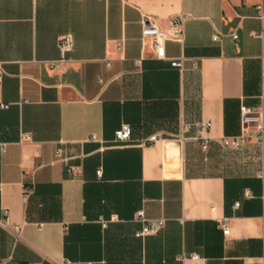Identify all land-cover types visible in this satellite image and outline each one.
<instances>
[{"label":"crops","instance_id":"1","mask_svg":"<svg viewBox=\"0 0 264 264\" xmlns=\"http://www.w3.org/2000/svg\"><path fill=\"white\" fill-rule=\"evenodd\" d=\"M258 2L0 0V264H264V141L222 143L243 105L264 123ZM180 15L157 57L144 23ZM139 210L164 225L138 236Z\"/></svg>","mask_w":264,"mask_h":264},{"label":"built area","instance_id":"2","mask_svg":"<svg viewBox=\"0 0 264 264\" xmlns=\"http://www.w3.org/2000/svg\"><path fill=\"white\" fill-rule=\"evenodd\" d=\"M258 17H264V0H259L256 4ZM186 18V15H180L174 17L171 20V25L169 29L160 27L157 23L146 21L142 28V34L145 38H148L151 46L156 52L157 57H165V40L166 39H176L182 40L184 31L182 27V21ZM235 40L238 39V33L235 31L232 33ZM221 32L217 31L214 33L213 38L215 40L220 39ZM72 46V36L71 34L63 35L60 39V48L62 51H67ZM120 46V43H119ZM65 59L52 60L49 62L51 67L62 65L65 67ZM183 57L171 59V64L174 66H182ZM5 73L2 65H0V79ZM262 114L256 108H251L246 105L241 107V118L246 124L252 122L253 126L251 128H245L242 133L234 135L231 137H223L222 143L225 146H233L235 148H241L254 141L256 143H262L264 141V123L262 121ZM210 121H206L202 124V129L200 131V138L202 139V146L206 148L208 145L209 137L203 135V130L210 126ZM248 127V126H247ZM91 140H98L95 134L90 135ZM150 140L156 139V135L149 138ZM116 143H128L132 140L131 127L128 123L123 122L121 126L115 131V137L113 139ZM56 156L58 159L64 162L66 170L68 173L74 175L79 174V165L72 162V155L66 152V147L64 144H60L56 149ZM25 191H30L28 186L25 187ZM135 220L141 222V227L137 231L138 236L150 235L158 232V230L164 225L165 218H148L143 210H139L135 215ZM222 227L225 234L230 232L229 222L227 220L222 221ZM263 252H264V233H263ZM197 257V255H193Z\"/></svg>","mask_w":264,"mask_h":264}]
</instances>
